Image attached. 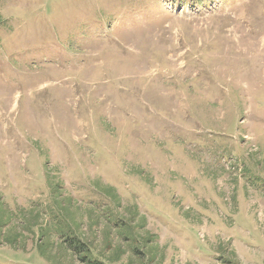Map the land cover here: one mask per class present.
<instances>
[{"label": "rangeland", "instance_id": "obj_1", "mask_svg": "<svg viewBox=\"0 0 264 264\" xmlns=\"http://www.w3.org/2000/svg\"><path fill=\"white\" fill-rule=\"evenodd\" d=\"M0 201V264H264V0H0Z\"/></svg>", "mask_w": 264, "mask_h": 264}, {"label": "trees", "instance_id": "obj_2", "mask_svg": "<svg viewBox=\"0 0 264 264\" xmlns=\"http://www.w3.org/2000/svg\"><path fill=\"white\" fill-rule=\"evenodd\" d=\"M3 204L0 201V210L1 213L0 214V218H4L6 213L5 208H3L2 206ZM32 220L29 219L28 221H25L24 226L25 228H28L30 226H32ZM6 228V225L4 223H0V234L4 232V229ZM68 225L62 223V220L59 221V223H57V225L55 226V233H58L59 235H62L63 237V244L62 247L63 249L68 252V254H70V256L74 259L77 260L80 264H105L101 259H99V257L97 258L96 256L93 255V252L91 251L92 248L90 247V245L87 244L86 241L81 240L79 238H77L75 235L70 234V233H66L65 231H69L67 230ZM120 230L122 229L124 233V237L128 239V235H129V230L127 229V227L123 229V227H119ZM121 230V231H122ZM46 232H40V243L38 245V250L40 252V254L42 255V257H44L45 259L49 260V257L47 256L46 253V246L48 244L49 238L46 236L45 234ZM18 233L12 232V246L17 249V241H18ZM149 243L148 242V238L145 239V243ZM146 243V244H147ZM45 246L42 247V246ZM61 249V247H60Z\"/></svg>", "mask_w": 264, "mask_h": 264}]
</instances>
